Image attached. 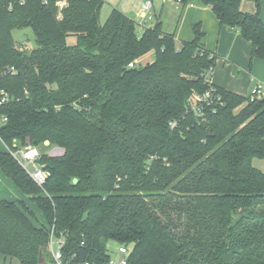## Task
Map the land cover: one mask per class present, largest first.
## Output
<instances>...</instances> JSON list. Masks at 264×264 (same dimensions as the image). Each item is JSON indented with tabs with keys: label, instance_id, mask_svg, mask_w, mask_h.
I'll list each match as a JSON object with an SVG mask.
<instances>
[{
	"label": "trees",
	"instance_id": "trees-1",
	"mask_svg": "<svg viewBox=\"0 0 264 264\" xmlns=\"http://www.w3.org/2000/svg\"><path fill=\"white\" fill-rule=\"evenodd\" d=\"M241 1L200 0L263 59L264 0L255 13ZM102 5L0 0V140L12 153L61 150L36 159L41 185L0 151V171L45 221L0 200V255L38 264L52 231L62 264H107L110 241L126 264H264V172L252 166L264 159V97L209 81L216 57L199 24L178 42L159 20L138 34L114 8L101 23ZM22 29L35 48L16 43ZM206 92L213 102L197 103Z\"/></svg>",
	"mask_w": 264,
	"mask_h": 264
},
{
	"label": "crops",
	"instance_id": "crops-1",
	"mask_svg": "<svg viewBox=\"0 0 264 264\" xmlns=\"http://www.w3.org/2000/svg\"><path fill=\"white\" fill-rule=\"evenodd\" d=\"M141 1L143 2V0ZM151 1L150 15L152 19L150 21L141 22V12L139 11L140 22L144 25L142 30L146 28L145 26H153L159 20L162 31L172 34L174 39L179 42L190 40L192 25H200L201 31L204 33L205 49L216 57L214 68L209 75V81L213 85L244 97H248L251 88L255 85L262 84L264 86V58L251 59L250 43L245 41L238 32L221 26L212 12L200 4V0H188L185 5H181L175 0ZM239 9L246 13L256 12L252 0H242ZM165 12H170L173 15L175 20L173 26L167 25L165 22ZM259 16L264 22V1L260 4ZM148 55L151 56L152 53L138 59V63L144 65L150 62L153 55L142 62V59ZM6 151L9 152L8 149L3 152ZM252 166L264 172V159H253ZM17 191L18 188L0 171V200L22 201L25 204L20 198L19 193L21 192ZM42 258V264H49V251ZM0 264H18V261L13 258L5 259L0 255Z\"/></svg>",
	"mask_w": 264,
	"mask_h": 264
},
{
	"label": "rangeland",
	"instance_id": "rangeland-1",
	"mask_svg": "<svg viewBox=\"0 0 264 264\" xmlns=\"http://www.w3.org/2000/svg\"><path fill=\"white\" fill-rule=\"evenodd\" d=\"M171 1H173V0H171ZM141 2H142L141 0H103V5L101 7L100 17H99L100 22L102 23L103 21H105V19L107 18L108 14L111 11V9L114 8V9L119 10L123 14H125L127 17H129L130 19H132L136 23V25H137L136 30H137V33L139 34V33H141L142 27L144 26L140 22V18H139V11L141 8ZM170 4L173 5L174 3H170ZM164 15H165V22L167 23V25L173 26L175 24V20L173 18V15L170 12H165ZM145 27H148V26H145ZM13 38L16 41V43L23 44V47H25L26 50H31L32 48L36 47L35 38H34V35L30 29H22V30L14 31L13 32ZM68 42L72 43V40L69 39ZM151 56L148 55V56L144 57L145 59L143 58L142 62H144L146 59H149ZM6 149L7 148H5V146L0 141V151L1 150L5 151ZM19 150H21V149H19ZM36 150H37L38 154L47 153L50 155L59 154L61 152L60 149H57L54 147H46V145L42 146L40 148H37ZM15 152L17 153L18 150ZM254 166H256L255 163H254ZM27 170L33 171V168L31 166H28ZM19 194H20V198L25 202V204L28 206V208L33 213V215L36 219L34 221L35 224L36 225L45 224L43 216L39 212L37 207L29 201L27 196H25L21 193H19ZM117 248H118L117 243L112 242V241L107 243V249H108L109 254L112 258H118ZM41 261H43V258H41L39 260L38 264H42Z\"/></svg>",
	"mask_w": 264,
	"mask_h": 264
},
{
	"label": "built area",
	"instance_id": "built-area-1",
	"mask_svg": "<svg viewBox=\"0 0 264 264\" xmlns=\"http://www.w3.org/2000/svg\"><path fill=\"white\" fill-rule=\"evenodd\" d=\"M179 3V1H176ZM152 8V1L151 0H143L140 8L141 12V18L143 23L150 21L152 19L150 15V10ZM129 67L132 66V64L128 65ZM212 72V69L208 70V73L206 77L208 78L209 73ZM249 100L253 101L255 99H260L264 97V86L262 84H257L254 87L251 88L250 93L248 95ZM195 100L197 103H210L213 102L214 99H211V93L206 92L202 96H195ZM1 100V102H3ZM215 101H219V97H216ZM198 110V109H197ZM2 121H5V119H2ZM9 153L17 160V162L21 165V167L27 172V174L32 178L35 183L38 185H41L46 177V174L42 171V168L38 166L35 161L39 157V154L37 153V150L35 148H31L30 146L24 147L21 150H18V152H10ZM28 166H31L33 168V171L27 170ZM64 242L62 238H54L52 231L50 232L49 237V245L48 250L50 253V262L49 264H62L61 262V248L63 246ZM118 258H111L107 264H126L127 259V250L125 247L120 246L117 250ZM82 264H88V263H82Z\"/></svg>",
	"mask_w": 264,
	"mask_h": 264
},
{
	"label": "water",
	"instance_id": "water-1",
	"mask_svg": "<svg viewBox=\"0 0 264 264\" xmlns=\"http://www.w3.org/2000/svg\"><path fill=\"white\" fill-rule=\"evenodd\" d=\"M60 151V150H59Z\"/></svg>",
	"mask_w": 264,
	"mask_h": 264
}]
</instances>
